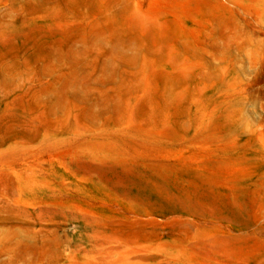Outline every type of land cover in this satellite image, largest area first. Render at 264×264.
Listing matches in <instances>:
<instances>
[{"label":"rangeland","instance_id":"obj_1","mask_svg":"<svg viewBox=\"0 0 264 264\" xmlns=\"http://www.w3.org/2000/svg\"><path fill=\"white\" fill-rule=\"evenodd\" d=\"M0 264H264V0H0Z\"/></svg>","mask_w":264,"mask_h":264}]
</instances>
